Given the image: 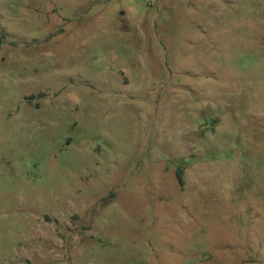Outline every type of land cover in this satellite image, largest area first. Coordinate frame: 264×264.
I'll list each match as a JSON object with an SVG mask.
<instances>
[{
  "label": "rangeland",
  "instance_id": "374dc122",
  "mask_svg": "<svg viewBox=\"0 0 264 264\" xmlns=\"http://www.w3.org/2000/svg\"><path fill=\"white\" fill-rule=\"evenodd\" d=\"M0 264H264V0H0Z\"/></svg>",
  "mask_w": 264,
  "mask_h": 264
},
{
  "label": "trees",
  "instance_id": "16d2710c",
  "mask_svg": "<svg viewBox=\"0 0 264 264\" xmlns=\"http://www.w3.org/2000/svg\"><path fill=\"white\" fill-rule=\"evenodd\" d=\"M178 179L181 181V179H180V174H178Z\"/></svg>",
  "mask_w": 264,
  "mask_h": 264
}]
</instances>
